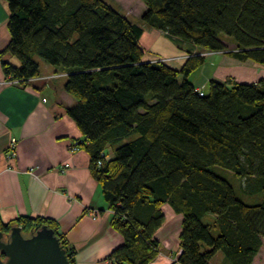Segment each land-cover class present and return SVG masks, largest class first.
Wrapping results in <instances>:
<instances>
[{
	"label": "trees",
	"instance_id": "16d2710c",
	"mask_svg": "<svg viewBox=\"0 0 264 264\" xmlns=\"http://www.w3.org/2000/svg\"><path fill=\"white\" fill-rule=\"evenodd\" d=\"M3 1L9 40L0 55L18 61H2L5 78L37 77L36 57L66 72L63 89L75 104L64 111L82 134L74 142L89 154L123 240L108 264L158 255L164 204L182 216L179 264H210L218 252L220 264H252L264 240V79H211L201 90L189 76L204 52L264 66V0H140V24L103 0ZM145 28L184 52L179 68L144 59ZM216 167L232 172L239 195ZM42 226L75 264L53 220L0 218L3 235L19 227L27 237Z\"/></svg>",
	"mask_w": 264,
	"mask_h": 264
},
{
	"label": "crops",
	"instance_id": "0c3cea01",
	"mask_svg": "<svg viewBox=\"0 0 264 264\" xmlns=\"http://www.w3.org/2000/svg\"><path fill=\"white\" fill-rule=\"evenodd\" d=\"M7 17L6 3L0 0V53L9 40ZM160 34L145 30L141 47L148 50ZM214 54L219 58L211 73L189 78L197 89L204 90L211 79L238 83L264 79L256 76L252 63ZM2 61L18 65L15 57L0 55V218L4 222L20 216L49 218L74 249L75 264H108L106 257L123 240L110 226L113 213L90 172L89 154L70 150L82 134L64 111L75 104L63 89L66 72L42 63L37 77L13 83L5 78ZM11 148L14 156L8 157ZM161 209L164 222L154 233L159 253L149 264H179L182 216L167 204Z\"/></svg>",
	"mask_w": 264,
	"mask_h": 264
},
{
	"label": "rangeland",
	"instance_id": "374dc122",
	"mask_svg": "<svg viewBox=\"0 0 264 264\" xmlns=\"http://www.w3.org/2000/svg\"><path fill=\"white\" fill-rule=\"evenodd\" d=\"M110 4L113 8L118 10L121 14L125 15L128 20L135 24H140V16L145 11V6L140 0H103ZM145 30H147L145 28ZM228 48L231 49L233 46L231 44H227ZM219 54H224V52H216ZM170 54H174L177 56H171ZM203 56L206 57L205 64L203 67L197 69L195 72H193V76L190 75V80L192 79H198L202 76L211 73L212 69H214L215 65L217 64V59L219 56L216 54L212 55L207 54V52L203 53ZM185 57L184 52L181 51L174 42H171L168 40L163 34H160V36L157 38L156 42L149 47L148 50L145 51L144 59H164V62L168 65H170L173 68H179L181 63L183 62L182 59ZM35 60L38 62V64L42 65V61L39 58H35ZM244 67V66H243ZM54 68V67H53ZM226 69V67L222 66L223 69ZM252 68L255 70L256 76L261 75L264 78V66L253 64ZM246 70V68H244ZM193 77V78H192ZM213 172L217 174L218 176L226 179L232 186L236 189L239 184V181L235 178V176L232 174V172L220 169V168H213ZM239 195V193H238ZM243 202L247 204L253 203V199H250L248 197L240 196ZM219 256L213 257L211 260V264H220L221 262V254L218 252ZM252 264H264V240H262V246L259 249V252L255 255L253 258Z\"/></svg>",
	"mask_w": 264,
	"mask_h": 264
},
{
	"label": "water",
	"instance_id": "95a60500",
	"mask_svg": "<svg viewBox=\"0 0 264 264\" xmlns=\"http://www.w3.org/2000/svg\"><path fill=\"white\" fill-rule=\"evenodd\" d=\"M0 264H69L51 229L42 226L24 237L19 227L0 232Z\"/></svg>",
	"mask_w": 264,
	"mask_h": 264
},
{
	"label": "built area",
	"instance_id": "2783aa9c",
	"mask_svg": "<svg viewBox=\"0 0 264 264\" xmlns=\"http://www.w3.org/2000/svg\"><path fill=\"white\" fill-rule=\"evenodd\" d=\"M207 54H211V53H207ZM203 55V54H202ZM159 61H164V59H160ZM13 83H19L18 80H13ZM70 150L71 151H77L79 150L78 147H77V142H73L70 146ZM14 156V150L11 148L9 151H8V157H13Z\"/></svg>",
	"mask_w": 264,
	"mask_h": 264
}]
</instances>
